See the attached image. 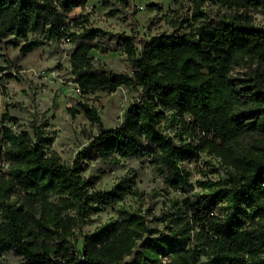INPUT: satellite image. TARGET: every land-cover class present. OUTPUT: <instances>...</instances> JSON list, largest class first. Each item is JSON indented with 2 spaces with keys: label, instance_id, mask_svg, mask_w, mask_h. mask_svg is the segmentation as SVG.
<instances>
[{
  "label": "trees",
  "instance_id": "trees-1",
  "mask_svg": "<svg viewBox=\"0 0 264 264\" xmlns=\"http://www.w3.org/2000/svg\"><path fill=\"white\" fill-rule=\"evenodd\" d=\"M87 1L0 0V41L21 40L23 54L69 41L70 72L84 96L139 91L111 128L85 102L68 108L99 128L69 164L49 150L47 120L14 129L18 118L0 111V259L12 253L20 264H264V27L249 15L264 12V0H192L190 18L144 40L139 53L130 37L110 41L104 32L74 29L69 15ZM205 1L234 12L212 17L202 9ZM146 8L159 9L153 2ZM93 49L122 50L131 72L96 66ZM169 126L179 143L165 133ZM202 153L218 159L226 177L199 182L200 191L170 200L159 216L118 207L115 219L82 233L100 209L95 203L142 196L134 176L97 190L98 177L82 175L84 162L142 159L166 187L189 193L191 173L182 163Z\"/></svg>",
  "mask_w": 264,
  "mask_h": 264
},
{
  "label": "rangeland",
  "instance_id": "rangeland-1",
  "mask_svg": "<svg viewBox=\"0 0 264 264\" xmlns=\"http://www.w3.org/2000/svg\"><path fill=\"white\" fill-rule=\"evenodd\" d=\"M148 2L156 3L159 9H147ZM202 9L212 17L234 12L208 1H205ZM191 11L192 0H131L127 7L115 0H88L83 8L74 9L69 18L76 19V23H73L74 29L92 28L104 32V37L110 41H115L119 35L130 37L139 53L144 40L153 35L174 32L177 29L175 24L181 19L190 18ZM249 15L253 24L264 27V12L251 10ZM20 44L21 40H15L11 36L0 41V111H8L18 118V126H13L14 129L30 130V123L34 118L47 120V132L54 136L49 150L55 151L66 164L73 160L76 152L99 129L81 112L72 117L68 108H78L77 102H85L96 108L103 127L111 128L122 121L128 105L139 96L138 90L126 87H119L113 92L98 91L88 96L81 94L70 72L69 55L73 45L69 41L46 42L26 54L19 51ZM90 56L96 66L112 72H131V65L122 50L110 49L101 53L93 49ZM238 72L244 70L237 69L235 73ZM174 132L175 128L172 126L165 130L167 135L173 136L175 142L179 143ZM182 164L191 173L193 189L189 193L166 187L163 177L142 159L126 158L117 164L99 159L84 162L82 175L98 177L95 185L97 190H110L121 178L134 176L135 187L142 196L136 199L125 194L122 201L108 205L95 203L93 208L100 209L90 214V220L81 227L82 233H90L115 219L118 207L151 210L153 215L159 216L169 206L170 200L182 201L200 191L199 182L207 179L217 181L226 177L225 167L209 154L202 153L197 161ZM146 215L151 220L152 217ZM154 225L162 229L161 223L151 221L150 226ZM124 260L131 263L134 257L128 256ZM0 262L20 264L21 257L8 253L1 257Z\"/></svg>",
  "mask_w": 264,
  "mask_h": 264
}]
</instances>
